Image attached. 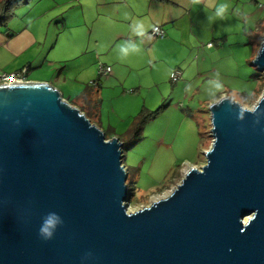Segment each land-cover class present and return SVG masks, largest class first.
Instances as JSON below:
<instances>
[{"label": "water", "instance_id": "obj_1", "mask_svg": "<svg viewBox=\"0 0 264 264\" xmlns=\"http://www.w3.org/2000/svg\"><path fill=\"white\" fill-rule=\"evenodd\" d=\"M210 122L205 165L128 213L118 138L49 84L0 87V264H264V94L252 110L220 100Z\"/></svg>", "mask_w": 264, "mask_h": 264}, {"label": "crops", "instance_id": "obj_2", "mask_svg": "<svg viewBox=\"0 0 264 264\" xmlns=\"http://www.w3.org/2000/svg\"><path fill=\"white\" fill-rule=\"evenodd\" d=\"M221 4L227 8L218 18ZM259 4L264 0H31L17 9L7 29L0 30V74L27 68V82L49 84L66 101L76 100L99 78L106 77L107 85L121 84L129 74L147 75L146 69L154 74L155 68L167 66L168 76L173 66L183 80L192 70L190 63L186 66L189 58L202 48L226 43L241 30L247 35V28L236 22L237 7L243 5L245 12L256 15L255 9H264ZM133 21L144 23L147 35L142 43L132 35ZM263 24L264 18L257 19L248 35L261 36ZM156 26L165 30L164 39L149 36ZM127 40L137 42L140 51L121 59L117 45ZM98 64L110 67L111 73L100 76ZM75 84L86 87L74 88ZM137 88L142 90L141 85Z\"/></svg>", "mask_w": 264, "mask_h": 264}, {"label": "rangeland", "instance_id": "obj_3", "mask_svg": "<svg viewBox=\"0 0 264 264\" xmlns=\"http://www.w3.org/2000/svg\"><path fill=\"white\" fill-rule=\"evenodd\" d=\"M243 8V5L237 7L236 22L249 33L255 21L264 18V9H255L256 16ZM248 33L241 30L230 35L226 43L212 42V47L202 48L200 54L189 58L186 66L190 63L192 70L177 85L170 77L171 71H175L173 66L168 76L164 73L170 67L164 66L163 71L155 68L154 74L146 69L147 75L141 78L135 73L129 74L121 84L107 85V78L101 79L99 125L104 132L112 131L110 133L117 138L127 140L136 117L145 112V108L154 112L165 104V109L154 119L147 120L138 144L125 153L124 166L131 194L128 213L167 198L191 168L200 169L205 165V153L213 145L210 122L213 105L229 98L252 110L261 99L264 74L254 66L261 46L257 44L259 36ZM216 81L221 83L220 89L215 88ZM139 85L142 90H138ZM73 86L86 87L83 84ZM247 97L252 98L248 103L245 102ZM167 178L173 180L172 183L166 182Z\"/></svg>", "mask_w": 264, "mask_h": 264}, {"label": "trees", "instance_id": "obj_4", "mask_svg": "<svg viewBox=\"0 0 264 264\" xmlns=\"http://www.w3.org/2000/svg\"><path fill=\"white\" fill-rule=\"evenodd\" d=\"M30 2L31 0H0V30L7 29L9 27L10 22L15 19L17 9H19L21 6L29 4ZM260 33H264V24L261 27ZM261 36H259L258 38L259 43L261 42ZM100 87L101 79L99 78V80L93 82L90 86H88L76 100L68 101L72 106L78 108L93 125H96L99 128V123L101 122L100 111L102 103L99 96ZM251 99L247 97L245 102L247 101L248 103V101ZM163 109H165V104H163L157 111L154 112L144 109L145 112H141L139 116L136 117L133 128L129 131V135H127V140L125 141V139L123 138H118L124 145L123 163L126 160L125 153L131 150L134 146H136L138 142L142 139L144 125L147 120L154 119L155 116L160 113ZM110 132L112 131L104 132L105 139L107 141L111 140L113 137H116ZM169 178L166 179V182L168 183L173 181Z\"/></svg>", "mask_w": 264, "mask_h": 264}, {"label": "clouds", "instance_id": "obj_5", "mask_svg": "<svg viewBox=\"0 0 264 264\" xmlns=\"http://www.w3.org/2000/svg\"><path fill=\"white\" fill-rule=\"evenodd\" d=\"M193 3H198L199 0H192ZM227 8V5L221 4L219 7L216 9V17L218 18H223L224 12ZM131 30H132V35L135 37H139L140 42H143V38L147 35L144 23L142 21H133L131 25ZM117 49L120 55L121 59H124L128 57L132 53H136L140 51L139 45L137 42H133L132 40H127L122 44L117 45ZM3 85L0 84V87ZM216 89H220L222 87L221 83L219 81H216L214 84ZM242 117V114H241ZM62 223L61 218L55 214L52 213L45 219L43 224L41 225L40 228V236L44 240H50L53 238L55 229L58 224Z\"/></svg>", "mask_w": 264, "mask_h": 264}, {"label": "built area", "instance_id": "obj_6", "mask_svg": "<svg viewBox=\"0 0 264 264\" xmlns=\"http://www.w3.org/2000/svg\"><path fill=\"white\" fill-rule=\"evenodd\" d=\"M260 8H264V4H259ZM151 38L154 39H164L166 37V32L161 27L156 26L153 28L152 32L149 34ZM212 46V44H210ZM27 68H25L19 74H0V84L2 85H9V84H21L27 82L26 75ZM111 73V68L106 67L102 64L99 66V75L107 76ZM173 83H178L182 79V72L176 71L171 76Z\"/></svg>", "mask_w": 264, "mask_h": 264}]
</instances>
